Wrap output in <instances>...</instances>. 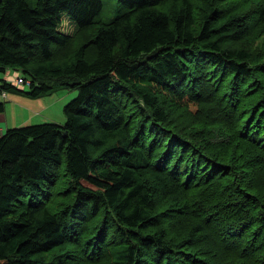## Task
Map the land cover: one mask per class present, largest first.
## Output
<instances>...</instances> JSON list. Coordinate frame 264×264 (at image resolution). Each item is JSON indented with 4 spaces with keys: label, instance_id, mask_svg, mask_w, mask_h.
<instances>
[{
    "label": "trees",
    "instance_id": "obj_1",
    "mask_svg": "<svg viewBox=\"0 0 264 264\" xmlns=\"http://www.w3.org/2000/svg\"><path fill=\"white\" fill-rule=\"evenodd\" d=\"M117 1L0 0V91H77L0 132V264H264V0Z\"/></svg>",
    "mask_w": 264,
    "mask_h": 264
},
{
    "label": "rangeland",
    "instance_id": "obj_2",
    "mask_svg": "<svg viewBox=\"0 0 264 264\" xmlns=\"http://www.w3.org/2000/svg\"><path fill=\"white\" fill-rule=\"evenodd\" d=\"M27 1H28V3L33 4V3H35L36 0H27ZM100 1L102 2V10L97 17V19H99L100 21L108 22L112 17H114L115 15H117L118 13H121L123 11V8L121 7V5L119 4V2L117 0H100ZM61 29L65 30V31H69L70 33L72 32V34H75L72 26L64 27V25H63V27ZM254 31H252V33ZM263 40H264V32H262L260 35H258L256 33L255 36L252 35L251 39L245 43V46L246 47H251L250 45H256L257 46L260 43H262ZM16 72H17L16 74H20L18 71H16ZM13 74H15V73L12 72V69H10L9 71H7L3 74L0 73V81H1V78H4V76L6 78H9V79L15 78V75H14V77H12ZM58 92L59 93H56L55 96L64 95V99H63L64 101L61 105L59 103H56V102H54V103L51 102L54 99L52 94L45 95V96H42L40 98H30L32 101H34V100L38 101L36 104L37 105L36 107L39 109L41 106L44 105V103H43V105H40L41 102L45 101V103H47V105H45L43 109H48V108H50L51 110L54 109L55 111H54L53 115H55V116L47 117L46 113H42V115H41V112L33 111L34 113H32L31 117H27L25 115V121H21L17 117V113L12 112V111H7L6 121L2 122V125L8 126V127H17V126H21V125H30V124H36V123H41V122L63 123L65 121V117L63 116L64 114L62 113L63 106L69 100H71L73 97H75V95L77 94V91L76 90H60ZM0 95L3 98H5V99H3L5 101V103H9L11 105L15 101L12 98L16 94L8 93L6 96L5 91H0ZM16 104H18V102H15L13 105L16 106ZM28 105L30 106L29 103H28ZM22 106H23V104H22ZM9 109H10V107H9ZM43 109H40V110H43ZM28 111L29 110H26V114Z\"/></svg>",
    "mask_w": 264,
    "mask_h": 264
},
{
    "label": "crops",
    "instance_id": "obj_3",
    "mask_svg": "<svg viewBox=\"0 0 264 264\" xmlns=\"http://www.w3.org/2000/svg\"><path fill=\"white\" fill-rule=\"evenodd\" d=\"M13 74L12 77L15 76H21V74H16V70H12ZM59 93V92H58ZM8 93H6V96H7ZM14 94V93H12ZM53 95V100L51 101L52 103L56 102V103H59L60 105L63 103V99H64V95H58V96H55V94H52ZM2 98V99H1ZM3 98L1 95H0V101H4ZM12 99H14V103L15 102H18V104H16V106H14L12 103L11 105L9 103H5V108H4V111L0 113V132H4L7 128H9L8 126H3L2 125V122H5L6 121V115H7V111H12V112H15L17 113V117L21 120V121H25V115L27 117H31L32 116V113H34L33 111H38V112H41V115L42 113H46L47 117H50V116H55L53 115L54 113V109H43L45 105H47V103H45V101L41 102L40 105H44L40 107V109H43V110H40L39 108H37L36 104L38 101L34 100L32 101L30 98H28L27 96L25 95H22V94H16ZM5 102V101H4ZM28 103L30 104V106L28 105ZM23 104V106H22ZM10 107V109H9ZM59 108V107H58ZM26 110H29L26 114ZM32 110V111H31ZM57 110V109H56ZM63 113V112H62ZM52 114V115H51ZM40 116V115H39ZM64 116V115H63ZM63 120V119H62ZM61 120V121H62ZM64 123V122H63ZM63 123H59V124H63ZM22 126V125H21Z\"/></svg>",
    "mask_w": 264,
    "mask_h": 264
},
{
    "label": "built area",
    "instance_id": "obj_4",
    "mask_svg": "<svg viewBox=\"0 0 264 264\" xmlns=\"http://www.w3.org/2000/svg\"><path fill=\"white\" fill-rule=\"evenodd\" d=\"M15 85H28L29 81H25L23 77L16 76L15 78L12 79L11 81ZM6 94V93H5Z\"/></svg>",
    "mask_w": 264,
    "mask_h": 264
},
{
    "label": "clouds",
    "instance_id": "obj_5",
    "mask_svg": "<svg viewBox=\"0 0 264 264\" xmlns=\"http://www.w3.org/2000/svg\"><path fill=\"white\" fill-rule=\"evenodd\" d=\"M20 77H22V76H20Z\"/></svg>",
    "mask_w": 264,
    "mask_h": 264
}]
</instances>
